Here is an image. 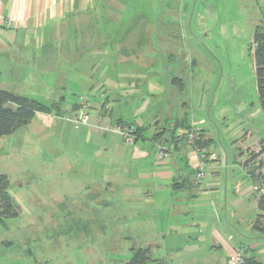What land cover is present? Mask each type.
<instances>
[{"label":"rangeland","instance_id":"rangeland-1","mask_svg":"<svg viewBox=\"0 0 264 264\" xmlns=\"http://www.w3.org/2000/svg\"><path fill=\"white\" fill-rule=\"evenodd\" d=\"M86 14L68 16L61 41L16 46L39 60L17 75L0 46V89L50 105L64 97L60 114L38 113L0 138V174L19 212L0 220V264H125L140 247L166 264H230L236 249L264 264V194L254 190L264 185V110L253 45L264 0H97ZM3 31L0 39L19 33ZM85 115L88 123H78ZM183 117L209 147L189 148V200L177 192L173 207L147 217L145 188L172 180L142 177L148 164L134 150L157 153L167 135L155 137V122L163 128ZM120 120L145 124L136 145ZM182 141L180 149L166 143L165 158L173 152L186 167ZM145 218L175 229L153 238Z\"/></svg>","mask_w":264,"mask_h":264},{"label":"crops","instance_id":"crops-1","mask_svg":"<svg viewBox=\"0 0 264 264\" xmlns=\"http://www.w3.org/2000/svg\"><path fill=\"white\" fill-rule=\"evenodd\" d=\"M118 1L124 4V2H126L127 0H118ZM96 3L97 0H0V28H3L4 34L7 35L9 34L10 29L12 27H15L16 30L19 31V33H17V35H15L14 38L0 39V46L3 48V50L7 52L8 55L7 69H9L12 75H17L20 68L22 69V71L25 68H28L25 67L27 63L31 66L30 63L39 61L33 55L32 56L29 55L30 54L29 52H28L29 54H26L25 53L27 52L26 50H24V53L19 50L17 51L16 46L18 45L30 46V45H34L36 42L39 43L40 45L42 43H45L46 41H49V39L55 38L57 40L58 37L60 38L61 41L64 36L63 30L65 28H66L65 30L66 36L68 37V35L70 34L67 31V24H65L68 16L72 15L76 17V15H81L84 13H89L86 14V16L91 15L90 13L92 9V4L94 5V7H96ZM50 24H52V27L50 26ZM49 27H51V29H49ZM7 29H9L8 33H7ZM23 32L26 33L25 38L19 39L17 36ZM27 32L35 33L37 36H39V39L35 40L29 38ZM17 53H22L23 55L22 56L23 61H21L20 64H18V61L17 63H15L13 60L14 55H17ZM45 60L55 61L56 57L54 56ZM5 70L6 68L0 67V73H3ZM152 89H154L153 91L156 90L154 87H152ZM63 99L64 97H61L59 100L61 101V104ZM136 125L143 126L145 124L136 122ZM136 144L137 142L134 143V145ZM206 147L207 148L209 147V142ZM189 148L187 147L185 149H181L177 151L178 152L177 154H179L181 158H184L186 162V167L185 166L182 167L181 162L177 163L175 161L173 152L169 153L167 157L161 161L157 158V153L152 154L149 152V150L147 151L146 150L139 151V149L134 150V152L137 153V155H140V161L147 162L148 164L147 170L142 172L141 175L142 177H144L145 179H152V180L154 179H160L165 181L172 180V183L170 185L169 184L156 185L153 182L148 189L147 187L145 188L147 190L145 201L149 206V208H152V210L149 208L144 209L143 211L145 212V214L152 213L155 209L168 210L170 207H173L171 205L172 204L171 201L173 200L172 197L177 192L184 194L182 198H184L185 200L186 199L189 200V188H192L193 183H191L192 186L178 190L175 189L173 186L175 180L179 182L185 181L187 177H189V154L193 152L190 150L191 148L190 149ZM151 161H153L152 165L150 164ZM247 162L251 164L254 161H249L248 158L246 163ZM253 181L255 180L253 179ZM107 182L110 183L109 180H106V182L104 183L108 184ZM212 187H216V186H210L208 188L212 189ZM162 190L167 193L169 192V195L168 197H166V199L159 201L158 199H155V194L157 192H161ZM261 215L264 214H260L259 216ZM146 218L144 221L145 230L149 231L151 237L153 238L158 235L167 237L168 232H170V230L175 229V226L171 227L170 225H167L165 231L159 230V228L155 225L156 222L154 218L152 221H147ZM151 245H159V244H151ZM229 249H233V248L227 247V250Z\"/></svg>","mask_w":264,"mask_h":264},{"label":"trees","instance_id":"trees-1","mask_svg":"<svg viewBox=\"0 0 264 264\" xmlns=\"http://www.w3.org/2000/svg\"><path fill=\"white\" fill-rule=\"evenodd\" d=\"M138 22V21H137ZM254 62L257 79V94L264 110V25L256 27L254 34ZM125 56H130V51L124 45L122 46ZM121 51V50H120ZM135 52V51H134ZM132 57V56H131ZM128 58V57H127ZM176 84H183V79L180 77L174 78ZM61 101H56L51 105L42 102L37 99L29 98L25 95L0 89V138L12 134L20 127L26 126L31 123L34 117L40 113L44 115L52 114L56 115L61 113ZM158 121L155 122V137L165 136L164 144L171 143L175 145V149H180L179 140H183L182 144L184 148L190 147L188 144V136L193 127L189 124L188 117L171 119L167 122L165 127L158 126ZM120 125L123 124L129 127L128 133L132 136L133 141L131 143L138 142L143 136V131L146 130L143 126H133V124L127 123L122 120L119 121ZM202 137L200 138L198 145L201 147L207 146L208 139H204L203 131L201 130ZM155 139V138H154ZM157 139V138H156ZM167 145V144H166ZM191 148V147H190ZM262 153H264L262 151ZM256 157L252 156L249 161H255L261 153H257ZM249 162H247L248 164ZM175 189H184L185 187L192 186L189 177L185 181L175 180L173 183ZM9 180L6 175L0 174V220L15 218L19 215L17 204L9 195ZM258 206L264 211V195L258 199ZM264 215L258 216V222L262 224ZM264 230V229H262ZM133 254L131 259L125 264H166L165 261L155 257L150 248L140 247L132 249ZM249 254V253H248ZM245 264H263L255 257L249 256Z\"/></svg>","mask_w":264,"mask_h":264},{"label":"built area","instance_id":"built-area-1","mask_svg":"<svg viewBox=\"0 0 264 264\" xmlns=\"http://www.w3.org/2000/svg\"><path fill=\"white\" fill-rule=\"evenodd\" d=\"M88 116H84L78 123L81 124H87L88 123ZM119 129V128H118ZM127 134L125 135V139H127L128 142H132L133 138L132 136L128 133V131H126ZM200 136H201V129L198 128L197 126H193L189 136H188V144L191 147H196L197 142L200 140ZM169 146L168 145H162L161 147H159L158 152H157V158L159 160H163L166 156V152L168 151ZM196 154L198 155V160H199V166L197 168L198 171V177H202L203 176V169L205 167V163H206V153H202L201 150H195ZM254 190L259 191L260 193L263 192L264 194V185L261 187H256V189L254 188ZM246 258L247 255L245 254V252L243 251H239L236 249V251L234 252V254L231 256V260H230V264H245L246 262Z\"/></svg>","mask_w":264,"mask_h":264}]
</instances>
